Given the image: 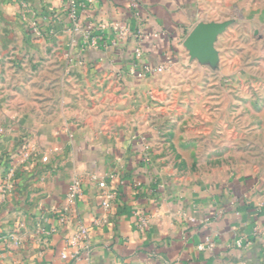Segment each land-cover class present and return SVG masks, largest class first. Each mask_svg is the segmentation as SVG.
<instances>
[{
    "label": "crops",
    "instance_id": "obj_1",
    "mask_svg": "<svg viewBox=\"0 0 264 264\" xmlns=\"http://www.w3.org/2000/svg\"><path fill=\"white\" fill-rule=\"evenodd\" d=\"M137 1L143 31L167 34L144 40L140 57L132 37L97 31L72 43L61 0H0V264H264V211L243 183L200 175L212 132L177 125L188 93L172 90L187 84L129 74L171 71L202 0ZM84 14L136 27L129 0H93ZM89 174L115 191L110 210ZM75 177L83 196L69 205ZM78 222L88 263L60 259ZM205 236L212 250L198 249Z\"/></svg>",
    "mask_w": 264,
    "mask_h": 264
},
{
    "label": "rangeland",
    "instance_id": "obj_2",
    "mask_svg": "<svg viewBox=\"0 0 264 264\" xmlns=\"http://www.w3.org/2000/svg\"><path fill=\"white\" fill-rule=\"evenodd\" d=\"M192 15L181 56H170L171 71L154 79L187 84L172 90L188 93L179 110L181 131L212 132L207 145L214 149L204 154L200 175L210 169L231 177L235 187L243 183L248 204L264 211V0H202ZM198 28L203 47L186 44Z\"/></svg>",
    "mask_w": 264,
    "mask_h": 264
},
{
    "label": "built area",
    "instance_id": "obj_3",
    "mask_svg": "<svg viewBox=\"0 0 264 264\" xmlns=\"http://www.w3.org/2000/svg\"><path fill=\"white\" fill-rule=\"evenodd\" d=\"M63 4L64 13L69 24V33L72 35V43H76L75 37L82 36L84 39L91 40L92 35L95 34L97 30H108L113 34L118 40H126L132 37L135 41L134 55L140 57L142 54L143 41L153 38H165L167 34L165 32L160 33H150L146 34L143 31L144 19L141 13V7L137 0H129V11L132 19L136 23L134 31H131L127 24L121 22H108L100 23L94 25L91 22H85L84 13L93 4V0H61ZM84 14V15H83ZM170 60L167 59V63ZM165 70V66L160 65L156 67L143 66L137 68L135 66L131 67L129 74L135 76L139 79H145L149 76H155L162 73ZM88 180L93 186L98 190L97 196L100 201V207L108 211L112 208V203L115 198V191L107 183L104 178L96 174H89ZM83 196V181L75 177L71 180L66 194V201L69 205H75L77 202L82 200ZM66 220L62 216V221ZM39 231L44 235L47 232L40 228ZM255 233H259L258 230ZM65 250L60 253V259L67 261L70 257L73 260H78L81 258L85 263L89 261L90 256L93 251V246L90 241V234L88 228L82 223L78 222L75 232L64 239ZM74 248L76 250L74 255H69L67 249ZM201 251H207L213 249V243L209 236L203 238V243L198 246ZM227 264V263H221Z\"/></svg>",
    "mask_w": 264,
    "mask_h": 264
},
{
    "label": "water",
    "instance_id": "obj_4",
    "mask_svg": "<svg viewBox=\"0 0 264 264\" xmlns=\"http://www.w3.org/2000/svg\"><path fill=\"white\" fill-rule=\"evenodd\" d=\"M203 40H204V31L202 29H196L189 39L186 41V44H189L191 42H195L198 47H203Z\"/></svg>",
    "mask_w": 264,
    "mask_h": 264
}]
</instances>
